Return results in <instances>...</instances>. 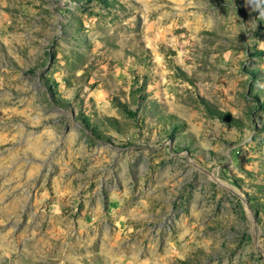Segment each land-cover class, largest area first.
Returning <instances> with one entry per match:
<instances>
[{
    "label": "rangeland",
    "instance_id": "obj_1",
    "mask_svg": "<svg viewBox=\"0 0 264 264\" xmlns=\"http://www.w3.org/2000/svg\"><path fill=\"white\" fill-rule=\"evenodd\" d=\"M0 264H264V0H0Z\"/></svg>",
    "mask_w": 264,
    "mask_h": 264
}]
</instances>
